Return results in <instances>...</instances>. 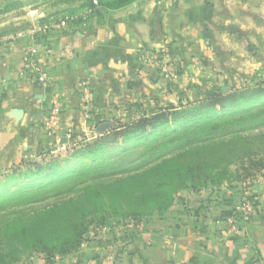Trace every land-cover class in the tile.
<instances>
[{
	"label": "crops",
	"instance_id": "0c3cea01",
	"mask_svg": "<svg viewBox=\"0 0 264 264\" xmlns=\"http://www.w3.org/2000/svg\"><path fill=\"white\" fill-rule=\"evenodd\" d=\"M65 9L0 0L1 173L91 141L102 135V124L109 123L110 130L193 100L204 85L218 82L216 75L241 76L243 89L264 83V0L101 6L87 22L34 42L31 31ZM34 46V62L50 78L46 86L25 70V53ZM165 47L170 80L154 58ZM56 101L63 109L49 135L46 118ZM224 190L178 202L163 218L120 228L104 241L98 236L55 264H264V173L242 191ZM244 196L254 215L229 234L222 215Z\"/></svg>",
	"mask_w": 264,
	"mask_h": 264
},
{
	"label": "trees",
	"instance_id": "16d2710c",
	"mask_svg": "<svg viewBox=\"0 0 264 264\" xmlns=\"http://www.w3.org/2000/svg\"><path fill=\"white\" fill-rule=\"evenodd\" d=\"M94 1L98 5H94ZM134 1L136 0H88L87 4L88 9L94 10L96 14L101 6L122 8ZM47 23L49 20H42L40 25ZM217 108L221 110L222 116L217 115ZM228 110L232 112L223 113ZM171 125L176 127L172 128ZM133 145L138 146L131 151ZM112 147L120 152L121 158L110 166H126L121 171L126 179H136L130 177L132 172L129 171L136 162H142L144 168H151L147 169L145 176L151 175L153 203L161 213L167 212L177 200L178 191L186 182L194 192L217 187L227 181L228 174L231 175L230 168L234 166L243 169L246 179L253 177L264 170V83L244 88L238 93L209 92L203 101H188L178 106L170 104L158 108L135 121L119 122L94 140L84 139L73 143L68 150L72 152L74 159H94L104 155ZM140 149L149 151L144 156H139ZM45 156L49 160L45 157L39 162L28 161L13 167L8 178L17 176L35 180L42 175L49 178L59 168V157L55 158L50 153ZM21 168H26V171H18ZM122 189H117L114 193H119ZM117 201L121 204L120 200ZM235 206L222 217L231 216ZM65 213L67 230H70L69 221L73 216L67 211ZM50 224L48 218L36 215L30 223H24L18 228L11 225L0 231V236L8 242L17 240L18 237L36 236L31 250L51 254L56 248L49 247L43 237L37 239ZM85 230L83 225L75 222L73 235L64 239V243L61 242L58 253L69 254L79 248ZM18 261L12 253L0 252V264H16Z\"/></svg>",
	"mask_w": 264,
	"mask_h": 264
},
{
	"label": "rangeland",
	"instance_id": "374dc122",
	"mask_svg": "<svg viewBox=\"0 0 264 264\" xmlns=\"http://www.w3.org/2000/svg\"><path fill=\"white\" fill-rule=\"evenodd\" d=\"M32 1L38 4L43 3V6L47 4L54 8H66L58 11L59 14L56 16L58 18L73 16L80 19L89 6L88 0ZM229 78H232L233 83L228 81ZM214 79L218 82L212 87L204 85L201 93L189 102L203 101L209 92L221 91L223 94H229L243 90L241 76L229 77V75L220 74ZM216 111H218L217 115L222 116L219 108ZM231 112L232 110L223 111V113ZM171 127L174 128L176 125ZM136 146L138 145H133L131 151L136 150ZM113 148H109L104 155L94 159H74L69 150L56 154L54 157H59V168L54 170L49 178L45 175L35 180L17 176L8 178L11 175L10 170L5 173L0 172V231L11 225L13 228H18L24 223H30L36 215H43L51 224L37 239L43 237L49 247L56 248V251H52L51 254L41 250L32 251L30 247L35 244L33 241L36 236L18 237L17 240L10 242L0 236V252L12 253L19 260L16 264H55L59 259H66L79 253L87 241L93 238L101 236V241H104L112 237L120 228L159 220L175 204L186 202L189 198L208 199L221 194L223 189L242 191L264 173L263 170L246 179L247 175L243 169L234 166L230 168L231 175L228 174L227 181L217 187L202 189L200 192L192 191L190 184L186 182L185 186L179 189L177 200L167 212L161 213L156 208L157 205L153 203L151 175L145 176L151 168H144L142 162H136L137 164L132 165L129 170L132 172L130 177H136V179H126L124 172L121 173L126 166H110L121 158L120 152ZM148 151L149 149H140L139 156H144ZM261 157L262 155L259 156ZM46 158L49 160L48 156ZM18 171H26V168L18 169ZM120 188H123L121 192L114 193ZM117 200H120L121 204H118ZM66 211L73 216V219L69 221L71 222L70 230H67ZM75 222L86 229L81 245L69 254H59L57 249L60 248L61 242L64 243V239L73 235ZM8 260L7 258L6 261Z\"/></svg>",
	"mask_w": 264,
	"mask_h": 264
},
{
	"label": "built area",
	"instance_id": "2783aa9c",
	"mask_svg": "<svg viewBox=\"0 0 264 264\" xmlns=\"http://www.w3.org/2000/svg\"><path fill=\"white\" fill-rule=\"evenodd\" d=\"M94 5H98L97 1H94ZM95 13L94 10L88 9L80 19L73 16L54 17L49 23L40 25L31 31V36L34 42L37 41L38 36L48 35L52 31H61L67 29V27L76 24L79 21L87 22L88 19ZM37 54V48L34 46L25 53V70L31 72L34 81L40 86H46L50 81L47 72L34 62V56ZM170 50L168 47L159 53L154 54V58L158 60L161 74L167 79H173L174 74L169 67ZM62 104L60 101H56L51 107L49 114L46 118V127L49 131V135L52 134V130L56 125L57 118L62 113ZM255 207L253 203L244 196L241 201L235 206L231 216L227 218H221L220 223L223 224L229 234H235L240 230L241 223L250 222L254 215Z\"/></svg>",
	"mask_w": 264,
	"mask_h": 264
},
{
	"label": "water",
	"instance_id": "95a60500",
	"mask_svg": "<svg viewBox=\"0 0 264 264\" xmlns=\"http://www.w3.org/2000/svg\"><path fill=\"white\" fill-rule=\"evenodd\" d=\"M111 127V125L109 123L106 124H102L99 127V131L101 134H104L105 132H107V130Z\"/></svg>",
	"mask_w": 264,
	"mask_h": 264
}]
</instances>
